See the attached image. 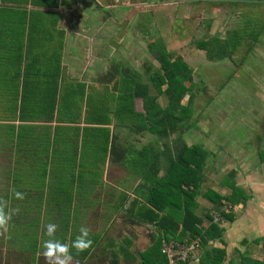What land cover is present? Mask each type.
I'll list each match as a JSON object with an SVG mask.
<instances>
[{"label": "crops", "instance_id": "crops-1", "mask_svg": "<svg viewBox=\"0 0 264 264\" xmlns=\"http://www.w3.org/2000/svg\"><path fill=\"white\" fill-rule=\"evenodd\" d=\"M111 8L114 15L104 11ZM120 14L111 0H0V198L9 202V209H19L8 231L0 235V264H45L41 245L49 239L45 228L48 223L57 225L52 238L69 245L81 226L90 229L91 249L81 253L70 249L71 264H141L139 253L157 237L155 226L139 221L134 213L146 204L148 187L144 167L133 165L138 162V152L154 136L138 131L137 124L125 115L123 122L113 118L121 81H144L137 72L123 74L122 65L111 61V25H120L119 20L115 23ZM122 33L124 40L131 32L124 28ZM135 100L140 101V109H135ZM96 106L108 115L107 123H96ZM132 106L135 112L143 111L138 97L133 98ZM65 126L77 128V144L71 156L78 167L80 161L88 163L86 179L76 167L75 181L67 187L59 182L62 170L58 169L65 152ZM96 128H102L105 136L100 140L104 142L101 156L95 154ZM85 130L88 135L83 138ZM34 153H40L35 161L44 162L43 170H31ZM110 166L121 167L117 170L125 174V180L127 172L136 179L110 185L108 177L116 175ZM97 172H101L98 180L88 177ZM81 177L83 182L79 181ZM256 178L252 168L245 180L234 183L248 196L243 204L223 201L229 208L245 204L237 218H213L222 228L223 249L237 240L243 248L236 247L238 253L246 247L247 254L252 249L250 243L255 246L263 240L264 191L256 196L252 185L264 186V180ZM137 183H141L140 190ZM219 185L221 192L213 189L215 192L229 194L226 183ZM13 187L25 194L23 200L14 198ZM225 190L228 192L222 193ZM64 209L74 231L65 232ZM204 221L202 226L207 224ZM246 260L250 264L263 261Z\"/></svg>", "mask_w": 264, "mask_h": 264}, {"label": "rangeland", "instance_id": "rangeland-1", "mask_svg": "<svg viewBox=\"0 0 264 264\" xmlns=\"http://www.w3.org/2000/svg\"><path fill=\"white\" fill-rule=\"evenodd\" d=\"M141 2V6L134 5ZM111 3L116 9H120V13H125L115 19V23L119 20L120 25H111L110 41L111 61L122 65L120 68L123 74L132 76L137 72L145 80L150 72L157 70V62L149 50V46L157 49L153 43L168 51L171 57H180L189 67L193 83L190 104L192 114L188 119L189 124L180 128V137L186 145H200L209 153L202 167V180L198 181L196 211L201 216L207 212L217 221L219 212L228 208L233 218H237L245 204L230 208L227 205L210 206L203 194L209 188L218 191L221 188L220 185L218 187L219 182H227L229 171L233 173L228 180L233 183H237L240 178L245 180L252 168L256 172V179L264 180V162L258 159L264 144V0H111ZM109 10L115 14L113 8L104 11ZM124 28L127 33H131L122 40ZM211 38L224 44L222 52L212 47L208 50L196 47V42ZM150 91L154 90L151 88ZM185 101L186 96L181 103L184 104ZM158 103L161 106L166 103L164 95L158 97ZM134 107L140 109L139 100H135ZM76 130L72 126L62 128V148L65 152L61 166L58 163V169L62 170L59 182L62 181L65 187L75 181L76 167L85 176L84 179L88 172V163L80 161L78 167L75 157L71 156L77 144ZM87 135L85 130L83 138ZM174 136L172 134L169 140ZM93 137L95 154L101 156L102 131L95 132ZM91 144L90 141L89 145ZM81 150L84 151L83 145ZM39 157L40 153L32 155L31 170L44 169V162L35 161ZM46 164L52 166L53 162L47 161ZM133 166L139 169L137 164ZM118 168L121 167L110 166V170L116 173L114 176L108 175L110 185L122 180V183H130L136 179L134 174L127 172L125 180V174L118 171ZM155 171L156 175L161 174V170ZM100 173L88 177H93V181H96ZM35 180L39 181L38 178ZM243 180L240 182L244 183ZM79 181L83 182V178ZM143 181L144 179L141 183ZM141 183L136 184L139 190ZM252 188L256 196L264 191V186L259 183L253 184ZM227 192L225 190L222 193ZM64 214L65 232L74 231L67 219L68 210L64 209ZM205 222L207 221L203 223ZM239 244L237 240L227 243L222 264H250L246 259L252 258L264 261V240L255 246L250 243L252 249L247 250V254L246 247L242 254L238 253L236 247L243 249ZM224 245L222 242L212 241L208 247ZM199 252L200 247L197 250Z\"/></svg>", "mask_w": 264, "mask_h": 264}, {"label": "trees", "instance_id": "trees-1", "mask_svg": "<svg viewBox=\"0 0 264 264\" xmlns=\"http://www.w3.org/2000/svg\"><path fill=\"white\" fill-rule=\"evenodd\" d=\"M153 44L157 49L149 46V50L157 62V70L150 72L144 81L139 78L132 81L123 79L120 92L114 99L113 113V118L118 119L117 121L123 122L125 115L130 122L137 124L138 131L154 136L138 152L137 165L141 168L143 166L147 173L145 181L148 196L146 204L137 208L134 213L139 221L154 225L159 232L150 246L139 253L140 263L167 264L165 255L160 250L162 239L182 241L186 237H198L200 252L197 253V264H222L223 247H208L214 240L222 242V228L208 213L204 214L207 224L202 226V216L195 213L198 205L196 197L199 195L198 181L202 180V167L209 153L200 145H186L180 137V128L189 124L188 119L192 114L191 71L180 57H171L168 51L158 48L157 43ZM196 47L202 50L212 47L220 52L224 50V44H219L216 38L198 41ZM151 88L153 92L150 91ZM160 95L166 98L163 106L158 103ZM184 96L186 101L183 104L181 100ZM135 97L141 99L142 112L133 110L132 101ZM96 109V123H107L108 115L101 112L98 106ZM101 131L104 132L102 128L95 129V132ZM172 134L175 136L169 140ZM100 144L104 151V142ZM258 159L264 162V144ZM155 170H161V174L156 175ZM232 173L229 171L226 176L229 194L220 195L213 189H206L204 192V197L212 205L243 204L248 198L240 187L228 180ZM218 219L231 221L233 216L230 209L220 211ZM262 239L264 240V236ZM175 264L187 262L178 261ZM252 264H264V261L253 260Z\"/></svg>", "mask_w": 264, "mask_h": 264}, {"label": "clouds", "instance_id": "clouds-1", "mask_svg": "<svg viewBox=\"0 0 264 264\" xmlns=\"http://www.w3.org/2000/svg\"><path fill=\"white\" fill-rule=\"evenodd\" d=\"M12 193L15 199L23 200L25 194L17 191L15 187L12 188ZM19 212V209H9V202L3 198H0V235L8 231L10 221L13 215ZM46 235L49 239L42 242V255L45 260V264H71L73 256L70 249H74L77 253L85 252L91 249L93 240L90 239V229L81 226L79 228V234L71 245L61 242L60 240L53 239L57 230V225L54 223H48L46 226Z\"/></svg>", "mask_w": 264, "mask_h": 264}, {"label": "built area", "instance_id": "built-area-1", "mask_svg": "<svg viewBox=\"0 0 264 264\" xmlns=\"http://www.w3.org/2000/svg\"><path fill=\"white\" fill-rule=\"evenodd\" d=\"M198 243V237H186L182 241L162 239L160 250L165 255L167 264H175L178 261L191 264L197 261Z\"/></svg>", "mask_w": 264, "mask_h": 264}]
</instances>
